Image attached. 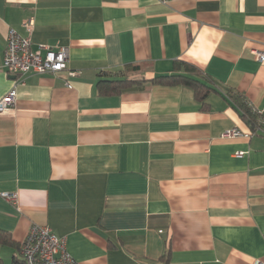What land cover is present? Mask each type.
<instances>
[{"label": "crops", "instance_id": "obj_1", "mask_svg": "<svg viewBox=\"0 0 264 264\" xmlns=\"http://www.w3.org/2000/svg\"><path fill=\"white\" fill-rule=\"evenodd\" d=\"M28 17L34 49L68 47L64 70L4 72L7 32ZM256 52L264 0H0V98L16 88L0 112L2 263L33 223L80 264L264 259V132L237 112L264 118ZM174 74L208 85L204 102L148 83ZM124 78L146 82L109 92ZM232 127L252 134L220 137Z\"/></svg>", "mask_w": 264, "mask_h": 264}, {"label": "built area", "instance_id": "obj_2", "mask_svg": "<svg viewBox=\"0 0 264 264\" xmlns=\"http://www.w3.org/2000/svg\"><path fill=\"white\" fill-rule=\"evenodd\" d=\"M22 26L26 30L24 35L14 29H9L7 32L2 60V68L6 74L16 76L27 73L56 74L67 67L69 56L67 46L39 43L34 49L31 39L33 18H26ZM41 50H44V53H41ZM256 57L262 60L264 54L256 52ZM68 73L74 75L76 72L69 70ZM15 98L16 88L13 86L0 98V112L12 106ZM255 129L264 132V118L259 120ZM251 134L252 132L232 127L225 129L220 137H248ZM242 153L240 151L237 154ZM1 196L16 204L17 193L3 191ZM19 250L25 264H80L68 253L63 239L56 236L45 225L33 223L20 242ZM254 264H264V259L257 258Z\"/></svg>", "mask_w": 264, "mask_h": 264}, {"label": "trees", "instance_id": "obj_3", "mask_svg": "<svg viewBox=\"0 0 264 264\" xmlns=\"http://www.w3.org/2000/svg\"><path fill=\"white\" fill-rule=\"evenodd\" d=\"M134 68L138 69L139 66H135ZM145 82H146L145 79H134V78H124L121 80L111 81L112 86L109 88V92L119 93L126 89L129 90L131 88L133 89L140 88L143 87L142 84H144ZM148 83H163L168 85L186 84L192 86L194 89L195 97L200 102H204L206 98V94L210 89L209 86L206 85L204 82H199L191 77L184 75H177V74L156 77L152 80H149ZM237 112L244 119V121L249 126V128H254L256 127V124L259 123V119L257 116L259 115V113L252 111L250 108L243 107L241 111H237ZM0 264H3L1 260H0ZM12 264H25V262L23 261L22 258H15Z\"/></svg>", "mask_w": 264, "mask_h": 264}]
</instances>
